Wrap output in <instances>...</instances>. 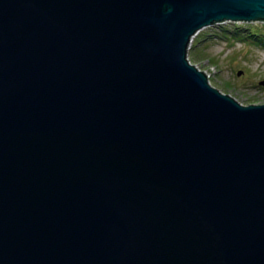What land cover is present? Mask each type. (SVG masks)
<instances>
[{
    "label": "water",
    "instance_id": "obj_1",
    "mask_svg": "<svg viewBox=\"0 0 264 264\" xmlns=\"http://www.w3.org/2000/svg\"><path fill=\"white\" fill-rule=\"evenodd\" d=\"M226 19L264 0H0V264H264V102L187 56Z\"/></svg>",
    "mask_w": 264,
    "mask_h": 264
},
{
    "label": "rangeland",
    "instance_id": "obj_2",
    "mask_svg": "<svg viewBox=\"0 0 264 264\" xmlns=\"http://www.w3.org/2000/svg\"><path fill=\"white\" fill-rule=\"evenodd\" d=\"M234 22L242 25L251 23L264 30V20L260 19H226L205 25L193 36L194 43L198 36L205 35L204 33L211 35L202 39L196 46L191 45L193 41H189L187 56L207 74L212 85L232 95L239 102H264V85L258 83L259 79L264 78V46L237 38L229 43L230 39L214 34L219 32L222 24L231 26ZM238 70L241 72L238 73Z\"/></svg>",
    "mask_w": 264,
    "mask_h": 264
},
{
    "label": "trees",
    "instance_id": "obj_3",
    "mask_svg": "<svg viewBox=\"0 0 264 264\" xmlns=\"http://www.w3.org/2000/svg\"><path fill=\"white\" fill-rule=\"evenodd\" d=\"M205 35H200L197 38V41L191 43V45L196 46L198 42L207 36L211 35L209 33H204ZM214 34L222 35L227 40L230 39L229 43L232 42L234 38L245 40L248 43H258L264 46V30H262L259 26H255L251 23H247L245 25L234 22L231 26H226L222 24L219 32H215ZM254 41V42H253Z\"/></svg>",
    "mask_w": 264,
    "mask_h": 264
},
{
    "label": "bare ground",
    "instance_id": "obj_4",
    "mask_svg": "<svg viewBox=\"0 0 264 264\" xmlns=\"http://www.w3.org/2000/svg\"><path fill=\"white\" fill-rule=\"evenodd\" d=\"M199 29H200V28H199ZM199 29H198V30H199ZM198 30H196V31L191 35V38H190V39L193 38V36L195 35V33H196Z\"/></svg>",
    "mask_w": 264,
    "mask_h": 264
},
{
    "label": "built area",
    "instance_id": "obj_5",
    "mask_svg": "<svg viewBox=\"0 0 264 264\" xmlns=\"http://www.w3.org/2000/svg\"><path fill=\"white\" fill-rule=\"evenodd\" d=\"M193 40V38L192 39H190V42ZM188 47H190V43L188 44ZM189 58V57H188ZM190 60V59H189ZM191 61V60H190ZM195 65H197V64H195ZM198 66V65H197ZM199 67V66H198Z\"/></svg>",
    "mask_w": 264,
    "mask_h": 264
}]
</instances>
